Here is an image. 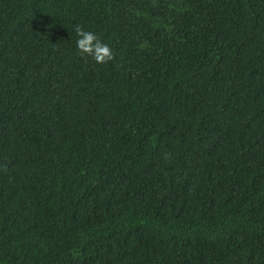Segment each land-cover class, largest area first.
<instances>
[{
    "label": "trees",
    "instance_id": "16d2710c",
    "mask_svg": "<svg viewBox=\"0 0 264 264\" xmlns=\"http://www.w3.org/2000/svg\"><path fill=\"white\" fill-rule=\"evenodd\" d=\"M0 264H264V0H0Z\"/></svg>",
    "mask_w": 264,
    "mask_h": 264
},
{
    "label": "clouds",
    "instance_id": "9594fccd",
    "mask_svg": "<svg viewBox=\"0 0 264 264\" xmlns=\"http://www.w3.org/2000/svg\"><path fill=\"white\" fill-rule=\"evenodd\" d=\"M74 31L78 37L77 49L82 57H91L97 64H107L115 59L109 45L102 42L95 33L86 31L81 25H76Z\"/></svg>",
    "mask_w": 264,
    "mask_h": 264
}]
</instances>
